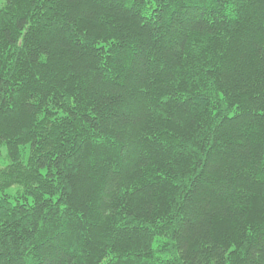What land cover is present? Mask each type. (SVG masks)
<instances>
[{
  "label": "trees",
  "instance_id": "trees-1",
  "mask_svg": "<svg viewBox=\"0 0 264 264\" xmlns=\"http://www.w3.org/2000/svg\"><path fill=\"white\" fill-rule=\"evenodd\" d=\"M0 264H264V0H4Z\"/></svg>",
  "mask_w": 264,
  "mask_h": 264
},
{
  "label": "rangeland",
  "instance_id": "rangeland-1",
  "mask_svg": "<svg viewBox=\"0 0 264 264\" xmlns=\"http://www.w3.org/2000/svg\"><path fill=\"white\" fill-rule=\"evenodd\" d=\"M4 2V0H0V5Z\"/></svg>",
  "mask_w": 264,
  "mask_h": 264
}]
</instances>
